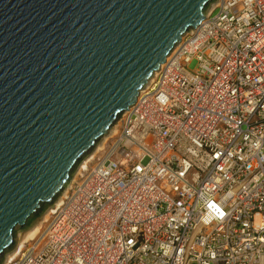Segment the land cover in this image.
<instances>
[{"label": "built area", "instance_id": "built-area-1", "mask_svg": "<svg viewBox=\"0 0 264 264\" xmlns=\"http://www.w3.org/2000/svg\"><path fill=\"white\" fill-rule=\"evenodd\" d=\"M203 18L7 264H264V0Z\"/></svg>", "mask_w": 264, "mask_h": 264}, {"label": "water", "instance_id": "water-1", "mask_svg": "<svg viewBox=\"0 0 264 264\" xmlns=\"http://www.w3.org/2000/svg\"><path fill=\"white\" fill-rule=\"evenodd\" d=\"M214 1L0 0V264Z\"/></svg>", "mask_w": 264, "mask_h": 264}, {"label": "rangeland", "instance_id": "rangeland-1", "mask_svg": "<svg viewBox=\"0 0 264 264\" xmlns=\"http://www.w3.org/2000/svg\"><path fill=\"white\" fill-rule=\"evenodd\" d=\"M217 11L215 10L213 12V16L216 15ZM197 67V62L196 61H192L189 65H188V70L190 71H194ZM116 125V124H114ZM113 125V126H114ZM113 128V127H112ZM111 128V129H112ZM111 129L99 140V142L96 144V146L93 148V150L90 152V154H88L80 163L79 165L77 166L76 170L74 171V174L69 182V184L67 185L66 188H64V190L61 192V194L59 195V197L55 200V202L53 203V205H51L49 208H47L42 216L40 217V219L34 224L32 225L28 230L26 231H22V232H18L17 233V236H18V241H17V245L20 243V241L22 240V238L29 232L31 231L35 226H37L39 223H41L40 225V229H39V232H41V230L44 228V225L45 223L47 222L48 218H50L51 216L50 215H47L48 211H50V209H52L54 207V205L58 202L59 199L62 200V196L64 194V192H66V190L68 189V187L70 186V184L75 181L79 175L82 174L83 170L80 171V167L81 165L86 161L87 164V168H89L90 166H92V164L95 162L96 158L101 154V150L106 146V144L109 143V141L111 140L112 136L114 135V133H111ZM100 145V146H99ZM99 148V150H98ZM86 168V169H87ZM44 221V222H43ZM38 232V233H39ZM36 237V236H35ZM34 237V238H35ZM32 238V239H34ZM32 239H30L29 241H31ZM28 241V242H29ZM16 245V247H17ZM25 246V245H24ZM16 247L9 253L5 254L4 256V260L2 261L1 264H7V259L10 258L11 259V256H13L15 253H14V250L16 249Z\"/></svg>", "mask_w": 264, "mask_h": 264}, {"label": "bare ground", "instance_id": "bare-ground-1", "mask_svg": "<svg viewBox=\"0 0 264 264\" xmlns=\"http://www.w3.org/2000/svg\"><path fill=\"white\" fill-rule=\"evenodd\" d=\"M187 34V33H186ZM185 34V35H186ZM184 35V36H185ZM175 47V46H174ZM175 49V48H174ZM174 49H173V51H174ZM171 55V54H170ZM150 81V78L148 79V82ZM148 82H147V84H148ZM118 121H119V119H118ZM118 121L115 123L116 125H114V126H112L111 128V133H115L116 132V129H117V124H118ZM110 130V129H109ZM100 146V145H99ZM98 150H99V148H98ZM86 164H87V162L85 161L82 165H81V167H80V171H85L86 170V168H87V166H86ZM80 176V175H79ZM64 194H65V192H64ZM64 194H63V196H64ZM63 196H62V198H63ZM55 202V201H54ZM53 202V203H54ZM60 203H61V199H59L58 200V202L54 205V207L52 208V209H50V211H48V213H47V215H52L53 214V212H54V210H56V208L60 205ZM53 205V204H52ZM44 222V221H43ZM42 223V222H41ZM41 223H39L37 226H35L31 231H29L23 238H22V240L20 241V243L17 245V247H16V249L14 250V255L13 256H11V259L10 258H8L7 259V261H9V260H12V259H14V258H16V256L18 255V254H20L21 252H22V249L24 248V245L25 244H27L28 243V241L30 240V239H32V238H34L35 236H37V234H38V232H39V229H40V225H41Z\"/></svg>", "mask_w": 264, "mask_h": 264}, {"label": "trees", "instance_id": "trees-1", "mask_svg": "<svg viewBox=\"0 0 264 264\" xmlns=\"http://www.w3.org/2000/svg\"><path fill=\"white\" fill-rule=\"evenodd\" d=\"M46 209H47V207H43L39 213H42ZM25 229H27V228H22L21 230H25Z\"/></svg>", "mask_w": 264, "mask_h": 264}]
</instances>
